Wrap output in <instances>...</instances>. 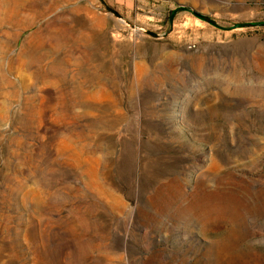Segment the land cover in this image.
<instances>
[{"label": "rangeland", "instance_id": "1", "mask_svg": "<svg viewBox=\"0 0 264 264\" xmlns=\"http://www.w3.org/2000/svg\"><path fill=\"white\" fill-rule=\"evenodd\" d=\"M0 264H264V0H0Z\"/></svg>", "mask_w": 264, "mask_h": 264}, {"label": "water", "instance_id": "2", "mask_svg": "<svg viewBox=\"0 0 264 264\" xmlns=\"http://www.w3.org/2000/svg\"><path fill=\"white\" fill-rule=\"evenodd\" d=\"M110 10H111L113 13H115L117 16L121 17V14H120L119 12L115 11V10L112 9V8H110ZM146 32H147L148 34L152 35V36H157V35H158L157 32H155V31H153V30H150V29H147Z\"/></svg>", "mask_w": 264, "mask_h": 264}]
</instances>
